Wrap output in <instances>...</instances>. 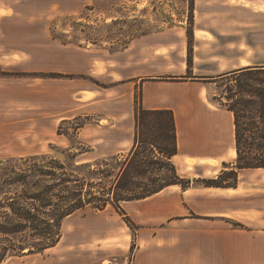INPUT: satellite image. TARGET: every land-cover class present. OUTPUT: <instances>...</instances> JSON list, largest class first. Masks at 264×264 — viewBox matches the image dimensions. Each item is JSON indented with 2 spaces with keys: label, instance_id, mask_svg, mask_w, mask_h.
Instances as JSON below:
<instances>
[{
  "label": "rangeland",
  "instance_id": "obj_1",
  "mask_svg": "<svg viewBox=\"0 0 264 264\" xmlns=\"http://www.w3.org/2000/svg\"><path fill=\"white\" fill-rule=\"evenodd\" d=\"M259 1L245 10L228 6L201 14L194 0H0V124L11 131L0 146V157L7 153L46 156L30 163L33 166L48 165L51 159L95 164L116 157L106 154L118 149V131L129 134L124 125L118 128V120L103 114L78 119L63 126L66 136H58V116L51 117L84 84L97 88V81H36L35 73L90 69L96 63L97 72L109 69L116 76L118 61L128 70L137 56L150 54L163 56L150 63L156 73L176 74L188 59V41L193 49L188 77H211L243 63L263 64L264 2ZM231 3L236 5L238 0ZM208 24L223 29L199 30ZM23 72L33 74L19 75ZM230 80L200 81L208 103L223 109ZM37 87L42 89V105L36 109ZM112 121L115 127L111 128ZM84 124L87 129L78 137L74 128ZM131 150L118 157L125 159ZM125 207L130 214V205ZM140 232L134 233L112 207L103 213L81 212L65 221L63 241L49 257L14 264H137V248L145 250L147 239V232ZM89 235L92 239H87ZM126 239L128 250H124Z\"/></svg>",
  "mask_w": 264,
  "mask_h": 264
},
{
  "label": "crops",
  "instance_id": "obj_2",
  "mask_svg": "<svg viewBox=\"0 0 264 264\" xmlns=\"http://www.w3.org/2000/svg\"><path fill=\"white\" fill-rule=\"evenodd\" d=\"M231 1L194 0V4L199 13L214 14V8L231 6L245 10L262 2L238 0L235 5ZM222 29V26L214 27L209 24L199 28L201 31ZM230 29L235 28L232 26ZM193 39L196 41L197 36L194 35ZM148 42L149 40L144 39V43ZM83 56L86 57L85 54ZM161 57L163 56L142 54L137 56V60L133 61V66L128 70L123 69L118 61V72L115 73L118 77L113 76L109 69L97 72L96 63L90 64V61V69L72 68L62 73L42 69L34 76L36 81H57L60 78L97 81V88L84 84L83 89L70 96L66 107L58 108L52 112L51 117L58 116L57 122H60V126L78 119L99 118L102 114L109 119L118 120V128L121 130L124 125L129 129V134L118 131V149L106 156H118L134 145L136 95L140 96L141 106L145 110L173 112L178 136V154L172 162L183 179L192 181V186L183 189L180 185H173L145 200L124 203L122 208L131 223L112 207L134 233L147 232L145 250L139 248L140 246L137 248V264H264V169L239 171L238 184L233 188H210L195 183L218 178L226 170L225 165L233 167L237 159V156L233 157V150L236 151L234 115L225 107L219 109L208 103L207 97L201 91L204 83L200 81L222 79L242 68L264 66V63L239 64L211 77H188L187 73L193 70V65L189 67L188 59L176 74L156 73L150 63ZM30 74L33 73H20ZM51 74H59L61 77H48ZM41 91V88H35L36 109L42 105ZM50 105L54 106L53 99ZM38 113L36 111V115ZM112 127H115L113 121ZM86 129L87 124L79 130L77 136L81 137ZM9 130L2 128L0 124V146L11 135ZM58 130V136H65L59 135ZM110 133L114 134L113 131ZM88 148L92 150L90 146ZM42 155L7 153L0 158L13 160ZM189 162L193 164L189 165ZM126 205H130V214L127 213ZM107 209L96 213H103ZM77 214L79 213L67 219ZM91 236L87 239H92ZM63 238L64 233L56 247L42 254L13 258L5 264H14L17 261L22 263L24 259L39 256L49 257L61 245ZM83 239L84 237L82 242H85ZM139 239L141 240V236ZM125 245L127 246L124 250H128V239Z\"/></svg>",
  "mask_w": 264,
  "mask_h": 264
},
{
  "label": "trees",
  "instance_id": "obj_3",
  "mask_svg": "<svg viewBox=\"0 0 264 264\" xmlns=\"http://www.w3.org/2000/svg\"><path fill=\"white\" fill-rule=\"evenodd\" d=\"M192 52L190 41V68ZM228 75L230 85L221 104L234 115L237 159L218 178L195 182L210 188L236 187L239 171L264 169V66ZM135 120L134 145L123 160L116 156L95 164H67L51 159L48 165L35 166L30 163L46 156L0 161V264L56 247L64 221L76 213L111 206L131 223L124 203L145 200L173 185L192 186L172 162L178 154L173 112L145 110L137 95ZM67 123L61 124L59 135L66 136L62 131ZM84 125L74 128L76 135Z\"/></svg>",
  "mask_w": 264,
  "mask_h": 264
},
{
  "label": "bare ground",
  "instance_id": "obj_4",
  "mask_svg": "<svg viewBox=\"0 0 264 264\" xmlns=\"http://www.w3.org/2000/svg\"><path fill=\"white\" fill-rule=\"evenodd\" d=\"M237 154H236V151L233 150V157L236 158ZM193 163L192 162H189V165H192ZM214 164V163H213ZM215 165V164H214Z\"/></svg>",
  "mask_w": 264,
  "mask_h": 264
}]
</instances>
